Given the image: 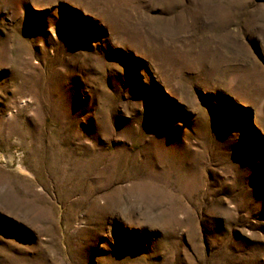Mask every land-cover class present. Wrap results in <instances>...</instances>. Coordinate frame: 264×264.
Returning <instances> with one entry per match:
<instances>
[{
	"label": "rangeland",
	"instance_id": "rangeland-1",
	"mask_svg": "<svg viewBox=\"0 0 264 264\" xmlns=\"http://www.w3.org/2000/svg\"><path fill=\"white\" fill-rule=\"evenodd\" d=\"M0 264H264V0H0Z\"/></svg>",
	"mask_w": 264,
	"mask_h": 264
}]
</instances>
